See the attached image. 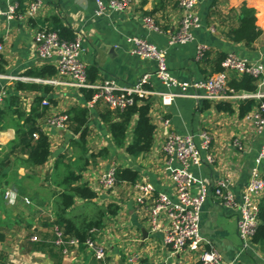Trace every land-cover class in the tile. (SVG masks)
Here are the masks:
<instances>
[{
  "label": "crops",
  "instance_id": "1",
  "mask_svg": "<svg viewBox=\"0 0 264 264\" xmlns=\"http://www.w3.org/2000/svg\"><path fill=\"white\" fill-rule=\"evenodd\" d=\"M128 1V8L123 11L96 15L94 0H41L40 9L33 17H0V74L4 76L0 78V91L4 89L5 94L15 95L25 113L29 112L38 96L41 101L49 102L45 107L46 116L39 123L51 145L50 156L44 166L32 170L24 165L25 156L16 160L12 157L13 165L0 177V229L4 233V240L0 242V264H101L85 246L70 244L67 238H64L65 244L56 245V225H45L54 220L53 211L60 191L52 183L53 165L59 156H71L69 140L74 138L66 130L50 128L46 120L52 114H65L74 105L86 106L88 101L84 100L80 90L65 85L32 83L40 89L16 90V83L31 82L7 79L12 76L30 77L27 76L29 71L44 65L55 68L54 59L42 60L36 53L34 35L37 31L61 26L71 31L74 37L79 36L82 47L80 60L91 73L93 84L109 82L116 86H130L147 75L151 89L167 91L154 76L156 61L131 53L133 45L128 39L136 37L165 50L166 67L179 81H200L215 74L216 53L234 54L251 64L260 65L262 76L257 92L264 94V0H198L196 14L199 25L192 29V41L173 46H169L167 41L179 28L181 12L176 1L168 0L161 7H156L157 0ZM11 2L23 13L31 1L0 0V8L5 10ZM242 5L255 10V24L262 32L250 48L244 43L229 41L225 35L230 26L236 25L232 11ZM145 17H151L159 31L149 30L144 23ZM199 45L204 46L207 54L198 61L196 48ZM170 90L177 92V89ZM5 94L0 101L1 107ZM151 97L150 114L155 126L153 146L148 154L136 159H130L113 148L110 135L99 118L101 105L86 106L91 113L88 153L108 148L110 155L106 159H96L82 174L83 181L96 193V197L90 203L75 198L67 217L80 222L85 217L94 218L98 209L110 204L118 207L115 216L103 217L101 228L92 230L96 241L106 247L108 264H175V259L169 258V250L163 244L162 231H151L146 211L134 200V186L139 183L151 184L155 194H173L170 171L178 164H168L161 151L166 134L196 135L199 130L207 131L211 136L208 153L212 155L213 162L190 167V172L195 179L203 180L211 187L223 181L238 200L250 179L256 155L264 144V132H257L244 117H238L237 100L224 101L234 110L230 114L217 110L214 107L217 102L208 100L177 96L170 105H162L160 97ZM205 103L209 106L204 107ZM39 106L43 108L41 102ZM165 120L168 121L167 126L163 124ZM10 123L6 121L5 128L0 129V157L8 152L7 145L15 138V130ZM234 141L239 142L240 149L233 146ZM196 143L199 144L198 138ZM115 165L137 170L140 179L135 184L121 183L112 191H104L98 183L99 176ZM258 172L264 177V161L259 164ZM192 193H195L194 189ZM236 222L237 213L221 206L210 194L202 206L200 234L207 242V248H213L224 261L234 259L240 249ZM32 236H36L37 241H31ZM35 242L39 243L38 247L34 246ZM134 255L137 260L129 262L128 259ZM239 263L264 264V254L258 250L255 256L242 255ZM187 264H195V259H188Z\"/></svg>",
  "mask_w": 264,
  "mask_h": 264
},
{
  "label": "built area",
  "instance_id": "2",
  "mask_svg": "<svg viewBox=\"0 0 264 264\" xmlns=\"http://www.w3.org/2000/svg\"><path fill=\"white\" fill-rule=\"evenodd\" d=\"M181 12L179 28L170 35L167 41L169 46L183 45L193 39L192 29L198 27L199 19L196 14L198 0H175ZM96 5L95 14L105 15L109 11H123L128 8V0H94ZM41 6V0H32L23 13L18 11V7L11 2L5 10L0 8V17L6 16L8 19L24 16L33 17ZM144 23L149 30L159 31L151 17H145ZM128 42L133 45L132 54L143 58L154 59L156 61L155 78L167 89L166 92H158L149 86V76L142 77L137 83L130 86H116L109 82L93 84L88 82L87 68L80 60L82 52L79 36L73 40L62 39L56 31L41 29L34 35L35 50L42 60L54 59L56 75L48 79L12 76L7 77L10 81H22L31 83H42L46 85H65L75 89H93L95 94L87 102V107L92 108L97 102L105 103L110 109H123L132 105L134 97L147 98L151 96L160 97L162 105H170L177 96L193 99H203L212 102L227 100H239L254 98L261 100L264 94L256 92L254 94H235L227 86L230 72L237 74H249L253 77L262 76V67L249 63L247 60L237 57L234 54L227 55L222 61L221 72L215 73L205 80L185 82L179 81L171 75L165 63V50L159 49L153 44L141 38H130ZM2 46L0 45V52ZM206 49L204 46H197L196 58L201 60ZM4 77L0 74V78ZM170 89H177L174 92ZM4 89L0 91V101L4 96ZM41 106L48 107L47 100L41 101ZM244 119L251 124L257 132H264V102L249 112ZM66 114H52L46 124L56 130H66ZM167 126L168 121L163 122ZM36 138V134H33ZM196 138L199 144L196 143ZM211 143V136L205 130H199L196 135H179L168 133L165 135L161 145V151L168 164L173 162L178 166L171 169L170 179L172 183V196L163 193H154V189L149 183H139L134 186L135 203L140 205L147 214L151 231H162L163 244L169 250V258L175 259V264H187L190 258L195 259V264H239V257L242 255H257V246L252 242V237L258 227V205L264 197V177L258 172L259 164L264 161V144L261 146L254 160V167L251 169L250 179L243 188L241 198L238 200L232 194L223 181L218 182L213 187L203 180H197L190 172V167L206 163H212L213 157L208 153ZM233 146L240 149L238 141H234ZM98 183L104 191H112L116 187L115 170L110 167L105 170L98 179ZM192 189L195 193H192ZM210 194L218 200L221 206L234 210L237 213V235L240 241V249L237 256L224 261L213 248H207V242L200 234V215L202 206ZM7 196V195H6ZM29 204L27 199H24ZM165 221V225H162ZM55 241L58 246L66 243L63 232L56 226ZM31 241H37L36 236L31 237ZM70 244H76V240H69ZM84 246L90 251L93 257L101 262L106 261V247L96 241L92 231ZM137 256L128 259L135 262Z\"/></svg>",
  "mask_w": 264,
  "mask_h": 264
},
{
  "label": "trees",
  "instance_id": "3",
  "mask_svg": "<svg viewBox=\"0 0 264 264\" xmlns=\"http://www.w3.org/2000/svg\"><path fill=\"white\" fill-rule=\"evenodd\" d=\"M32 1V0H30ZM168 0H157L156 7H161ZM177 4V3H176ZM236 16V25L230 26L225 35L233 43H244L248 48L252 47L254 42L260 37L261 30L256 26L255 10L242 5L238 10L232 11ZM51 31H56L64 40H73L74 35L71 31L61 26H57ZM204 52L202 59L206 56ZM226 58L223 53H216L214 72L223 70L222 61ZM1 62V59H0ZM27 76H33L40 79L52 78L56 75V69L49 65L35 68L27 73ZM228 75L227 86L235 94H254L258 90V77L249 74H237L230 72ZM88 82H93V77L87 71ZM16 90L40 89L32 83H16ZM45 91H48L44 86ZM84 100H91L95 94L93 89H80ZM4 97V105L0 106V129L5 128L6 121H10L15 130V138L8 143L7 151L0 157V177L8 172L13 165L11 158L25 156L24 165L30 169L42 167L48 161L50 156V140L48 135L41 129L39 121L45 118L46 108L40 107L41 97H36L34 105L28 113L20 109L15 95ZM152 97L138 98L132 105L123 109H110L105 103L97 102L95 106L101 105L99 118L108 131L113 148L123 152L130 159H136L139 156L148 154L153 146L155 126L151 119ZM263 101L254 98H245L237 100L236 112L239 118L245 117L249 112L255 109ZM209 106L207 103L204 107ZM214 107L219 111L232 114L234 110L227 102H217ZM65 114L66 131L74 138L69 140L71 145V156H59L53 165L52 183L60 188L53 211L54 220L45 224L47 227L56 225L65 238L76 240L79 246L83 247L85 241L92 237V230L99 229L103 225V217L115 216L118 207L110 204L106 208L98 209L97 216L94 218H83L80 222H75L73 218L67 217L68 210L73 206L74 199L78 198L90 203L96 193L83 181L82 174L87 170L95 160L106 159L109 157L108 148H102L96 153H88V123L90 120V110L86 106L74 105L70 107ZM36 134V138L33 137ZM116 185L121 183L135 184L140 179L137 170L124 165H115ZM4 240V233L0 229V242ZM252 242L258 247L260 253L264 254V197L261 198L258 205V227L252 237ZM35 242L34 246L38 247ZM245 264V263H239Z\"/></svg>",
  "mask_w": 264,
  "mask_h": 264
},
{
  "label": "rangeland",
  "instance_id": "4",
  "mask_svg": "<svg viewBox=\"0 0 264 264\" xmlns=\"http://www.w3.org/2000/svg\"><path fill=\"white\" fill-rule=\"evenodd\" d=\"M253 256V255H252Z\"/></svg>",
  "mask_w": 264,
  "mask_h": 264
}]
</instances>
